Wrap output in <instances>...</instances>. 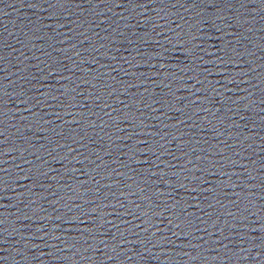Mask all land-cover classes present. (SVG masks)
Instances as JSON below:
<instances>
[{
  "label": "water",
  "instance_id": "obj_1",
  "mask_svg": "<svg viewBox=\"0 0 264 264\" xmlns=\"http://www.w3.org/2000/svg\"><path fill=\"white\" fill-rule=\"evenodd\" d=\"M0 264H264V0H172L0 89Z\"/></svg>",
  "mask_w": 264,
  "mask_h": 264
}]
</instances>
